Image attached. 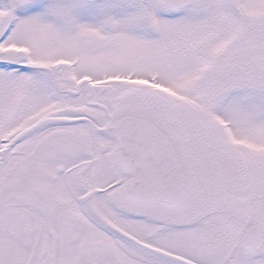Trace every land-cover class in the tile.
I'll return each instance as SVG.
<instances>
[{
	"label": "snow or ice",
	"instance_id": "obj_1",
	"mask_svg": "<svg viewBox=\"0 0 264 264\" xmlns=\"http://www.w3.org/2000/svg\"><path fill=\"white\" fill-rule=\"evenodd\" d=\"M0 264H264V0H0Z\"/></svg>",
	"mask_w": 264,
	"mask_h": 264
}]
</instances>
